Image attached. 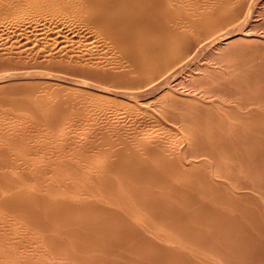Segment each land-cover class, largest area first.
I'll use <instances>...</instances> for the list:
<instances>
[{
	"label": "bare ground",
	"instance_id": "1",
	"mask_svg": "<svg viewBox=\"0 0 264 264\" xmlns=\"http://www.w3.org/2000/svg\"><path fill=\"white\" fill-rule=\"evenodd\" d=\"M25 1H28L37 7H51L57 5L60 7L59 9L61 11L65 10L66 12L74 14L73 17H76V19L78 18L80 21L93 23L95 27L98 28L102 36L105 37V40H108L107 44L110 43V45H112V47L111 46L110 47L112 49L115 48L117 52H119V55H117L118 53L114 54L112 52L114 55H117V57L119 56L118 58L116 56H115L116 58L109 56L113 60L111 59L108 60H111L113 63L114 61H116L115 59H119L117 62L120 64L123 61L124 62L123 64L126 66H123L122 64L123 67L122 66L120 67H122L123 69H120L119 67L120 70H117L118 68L116 70H114L113 68L112 70L110 64L109 68H111V70L110 69L106 70L105 68L97 69L95 67L97 70L93 68L94 70L91 69L92 72L95 73L97 78L102 79L108 83L115 84L117 85V87L125 86L127 88L144 89L142 91H137L136 93H131V94H128L126 92H118L116 94V92H114L113 90V92L117 96L123 98V100L124 98L129 99V96L136 98V100L139 99L140 101L142 99L143 105L146 104L144 103V100L151 98V94L153 93L156 94L155 92L157 91L158 94L161 93V96H159L161 99L170 98L171 100L170 101L168 100L169 103L171 101L179 102L181 99H183L184 102V100L188 96H185L186 95L185 94L184 95L185 98H181V99L178 98L179 100L177 101L176 99L177 91L175 90L176 93L174 96L173 90L176 88L179 89L178 86L181 87L185 86L186 83L184 82V78L189 77L190 80H193V82H195L197 78H202L206 76L209 69V65H208L209 61L206 62L207 60H209L208 59L209 56L207 57V55L209 54L208 51L212 49L213 53L214 51H216V53L217 51L223 53L221 51L222 48H224L225 41H228L227 43L229 45V43H232L234 39H236V37L242 35H244V37L245 36L247 37L250 36L251 33V31L249 30L246 31L245 25L243 28L233 27L234 25H232V22H234V20L237 17H239L240 14L242 17L243 15L242 13H244L243 12L244 7L242 6L243 11L236 9L237 7L239 8V6L232 8L228 7L229 9H227L226 7L228 6L227 0H226L227 5L226 4H222L221 6L217 5L215 7L216 10H214V8L213 9L205 8L206 9L205 11L201 10L202 11L201 13L198 12L199 15L197 14L194 15L196 17L186 15V12L188 11L185 12L184 7L182 5V1L184 0H25ZM228 1L230 5L233 4L235 5L236 3L233 2L231 4L232 1L230 0ZM192 3L194 4V2ZM257 5L260 7H258V10L256 12L257 13L262 12L264 10V0H257ZM209 7L210 6H208V8ZM253 12L255 11L253 10ZM253 12L251 10L248 12L246 21H248V18L250 16H252L251 13ZM257 15L259 16V14ZM229 27H231L232 29L231 28L229 29ZM41 31L43 30L41 29ZM43 33L44 32H42L41 34ZM254 35L256 36V33ZM62 39H64V37ZM205 40H210V41H208L207 43L203 42ZM253 40H254L253 42H255L256 38ZM237 41L239 42V40ZM259 41L261 42L262 40ZM257 45H260V43ZM261 46H264V43H262ZM254 49L255 48H253L250 53H252ZM256 49L258 50L259 46L258 47L256 46ZM262 50L264 51V49ZM114 52L116 53V51ZM205 53H207V55L204 56ZM213 53L212 55H214ZM217 54H219V52ZM236 54L233 53V55ZM238 54L236 55L237 58L235 57L237 62L239 61L238 57L240 55ZM252 54H250L249 56L252 59H255L253 60V62H256L257 60L256 58H254L255 54H253V56ZM262 55L264 54L262 53ZM240 56H242L243 58V54ZM103 58L104 56H102V59ZM102 59L101 62L104 59L107 60V58H104L103 60ZM212 59H214V57ZM262 59L264 62V56ZM241 61L243 60L241 59L240 62H238V66H236L235 69H234L235 66L232 67L233 62H232V66H230L231 64L228 65L229 68L232 67L234 69L233 72H232L233 69L230 68L231 71L229 70L230 71L229 74H231V77H229L230 75L228 73L226 74V70L224 71V69L227 68V66L224 65L226 67H223V73L225 72L226 76L229 77V79L227 78L228 80L226 79L227 82L231 80L229 83H231L230 85L234 86L232 90L229 89L230 92L223 91V93L228 92L227 94L224 93V97L226 96L225 97L226 99L220 97L216 99V97L214 96L219 94L214 95V93L212 94L207 91H203V92L199 91L200 98H202L204 101L201 100L198 101L197 98L199 94L196 92L197 89L196 90L194 89V93L192 92L194 96L193 95L192 96L193 98H195L194 101L197 100L196 102L193 101L192 103L189 102L191 104L188 103L182 104L183 102L180 101L181 105L188 104L187 107L190 106L188 111L184 109V107L186 108V106H182L183 107L182 108L181 106H179L180 104L178 106L176 105L177 111H178V107H181L185 112L184 115L183 113H181L184 117H181L180 121L176 119V122L178 121L177 122L178 124L180 122L179 125L181 126L180 127L181 129L187 131L185 129H187L188 127V131L185 132V134L183 133L184 136H182L184 137L183 138L184 140L183 139L181 141L179 140L180 142H177L178 144H176V142H173V140L168 138L166 139L164 138L163 135L162 136L160 135L161 138L163 137L164 139L163 138L160 139L162 140V144L161 146H159L161 143L158 140L159 137L157 138V140H154V142L157 141L160 143L159 144L157 143L158 145H156V142L153 144L151 143L153 138L151 139L148 136L151 139V141L149 142L150 139L148 140V138L145 137V135L147 134L143 133V131L145 130L143 129L141 130L142 131L141 134L139 133L141 136L137 133L138 131L136 132L139 135V137L135 138L139 144L138 146L136 145L137 147H134V145L137 144L135 139L134 141L136 143L134 142L135 143L134 145L133 144L129 145L130 141H125L126 137L124 136H123L124 139L123 137H120L123 140L121 139V141L120 140L119 141L120 142L123 141L125 144L121 143L120 146H122V144L123 146L117 147L115 143L117 141L114 142V140L119 139L118 136L120 134L117 135L118 138L116 137L115 139L109 137L110 136L109 133L104 134L100 131H99L100 133L96 132L97 134L95 135L102 133L104 135H108L109 137L107 138L106 136V138L104 139L106 140L113 139V140H110L111 144L109 143V147H108L109 149L105 147L107 149L106 154L102 153L105 151V149L102 150L101 153L98 152L104 155L100 156V154L99 155L97 154V157L99 158L103 157V159H107L109 164H107L108 163L107 162L105 163V166H102V164L100 166L98 164L99 158H96V156L94 157L95 159L93 157H90L91 155L89 156V152L87 151L89 148L87 147L88 149L85 150L87 151L86 153H88L87 156L88 158L89 157L92 158V160H90L91 163H87L89 164V166L88 165L87 166L88 168L90 167L91 170L90 172H87L88 170L86 171V168L84 167V165L86 164L84 160L86 159L82 161L83 154L85 152L82 150H84L86 147L84 148L83 146V149L82 150L80 149V151H82L83 153L78 152L79 151L78 148L80 146L78 148H76L77 146H75L72 149H67L70 147L67 146L68 142L71 139H73V137L71 139L69 138L70 139L69 141L64 140L65 142H67L66 145L67 147L64 146L65 144L63 145L64 147H62V143L60 142L56 143L58 147L56 145L54 146L55 141H59L58 138L59 139L63 138L60 129L56 131V127L64 128V126H66L65 125L66 123H63L64 121H61L59 119L67 118V117L66 116L62 118L59 117L65 111H66L65 113H67V111L70 110V108L68 107V103H67V107H65L67 109H64L63 108L64 106H61L60 103L57 104V102L60 101V99L62 101V104L65 101H67L68 97L70 98V94H69L70 92L66 95L67 98L66 100L65 98L62 99L63 97L61 98L59 97L60 99H58L57 101V99L56 100L53 99L57 97L53 96L51 98L52 95L50 97L47 96L48 98L45 97L48 99V100L45 99L47 101H49L50 98L52 99V101L55 100L56 104L55 103L52 104L51 103L52 101L51 102L49 101L50 103L49 102L47 103L43 99V97L41 100L38 99L41 96L36 95V93H34L35 95L32 96L33 97L38 96V98L36 97L30 98V100L28 99L27 101L24 102L19 100L13 101V97H12L11 100L13 102H11V104H13V107L15 106L17 110H22V108H25L26 106H28V108L31 109L30 111H25V112L23 111L24 113L22 112L24 119L27 118L29 122L30 120H33V122H36L37 125L40 124L39 121L45 119L48 121V124L49 122L50 123L52 122L50 127L47 128V129L51 128L52 131L51 129L49 131L45 129L47 125L46 122L44 123L43 120V124L41 123L42 128L44 129L43 133L47 131L48 132L47 134H49V132L50 131L51 132L49 134V137L48 135L46 137L48 140L46 138H45L46 140L45 139L43 140L42 137L43 142H40L41 140L37 142L38 139L37 137H35L33 133L28 132L29 135L24 134V128H25L24 126L27 123L25 122V120L24 123H22L23 122L22 121L20 123L15 122L8 126L0 125V264H51L49 260H53L52 264H233L235 261L237 262L239 259L241 260V257L243 258L244 261L245 259L244 257L247 256L246 254L247 250L253 251V249L248 247V249H246V252H244L246 256L243 257L244 255V254L242 255L243 252L240 253L236 249L239 247L238 250L244 251V248L243 250L241 249L243 247L242 246L243 243L238 245L236 242H234L235 237H232V235L235 234V233L232 234L234 232L233 230H236L237 232L238 229L240 228V227L239 228L236 227L237 229L234 228L232 230V227L234 224L238 225L239 223L240 225L242 223L239 222L240 219L238 217H240L243 212L240 213L239 211L241 210H237L239 208H237L234 205V207H236L235 213L238 211L240 213V216L234 217L236 216L235 214H233L234 215L233 217L231 216L232 215L231 212L233 213L234 207L233 209L226 208V202H229L226 200V197H229V194L232 193L235 194V192L232 193L229 192V194L228 193L226 194L228 196L224 195L225 196L224 197L223 195H221L222 196L221 197L220 195H218L220 193L217 192V190L219 191V189L217 188L218 185L220 186V183L219 182L216 183L214 180V179H218V180L224 179V181L227 180L228 183L230 182L231 184H233V187L232 185L230 187L235 189L234 184L236 183L237 185L240 182L241 177L246 178L247 174L249 175L250 172L249 170H253L254 172L256 166L260 164V163H258L257 165L255 164L257 163L254 162L256 158L258 159L261 158L260 159L261 161L258 160V162H261V164L257 166V169H259V167L264 164L263 163L264 161L262 162V160L264 159L263 157L264 155V79L262 77L264 75L261 76V74L264 73V71L260 73L262 70L258 69L259 65L256 66L257 64L250 65L248 62L247 63L242 62L243 65H241ZM101 62L100 63L96 62L97 63L96 65L101 64ZM109 62L110 61H108V63ZM118 63L116 64L115 62L114 66L115 64L118 65ZM257 63L260 64L258 61ZM114 66L112 64V67ZM218 66L221 67L220 65L217 64V67ZM218 69L219 68H217L216 70ZM213 70L212 72H215ZM220 71L222 72L221 69ZM212 74L210 76H212ZM213 75H215V73ZM221 76L223 77V74H221ZM219 77L216 78L219 79ZM189 78L187 80H189ZM60 81L58 80L54 82H60ZM200 81H202V79H200ZM218 82L220 81L218 80ZM221 82H223V80H221ZM55 85L57 84L55 83ZM83 86L87 87V85L85 84H83ZM81 89H79L80 92ZM109 91H110L109 93L107 92L108 94L113 93L111 92L112 90ZM180 91H182L181 95H183L184 90L180 89ZM180 91L178 90V92ZM101 92L104 93L106 91L101 90ZM98 93H100V90ZM78 94H76L77 97ZM85 95H86V90H85ZM71 96L73 97L74 95L71 94ZM161 99L158 98L156 101L158 102ZM8 100L10 101V99ZM70 100L71 99H69V101ZM72 101L74 102L73 99ZM165 101L162 102H165L166 105H168L167 100ZM153 102L154 104L156 103L155 99L152 101V103ZM65 103L63 105H66ZM150 104L151 103H149V106ZM174 104L173 105L170 104L172 106H170L171 108L170 107L169 108L172 109V107H175ZM159 106L161 109H163V107L165 108V106L163 105H159ZM139 107L138 109L137 108L136 109L139 110ZM141 107L145 108L146 106L144 105ZM141 107L140 110H142ZM134 109H135V105H134ZM166 109L164 110L167 112ZM170 109L168 110L169 114L163 110L164 111L163 112L164 116H162L164 117L163 119L169 120L168 115H170L171 112ZM148 110L146 109L145 111L147 112ZM131 112L137 113L138 111L135 110ZM65 113L62 115H65ZM126 113L132 114L130 112H126ZM143 115L144 114H141V117ZM152 115L150 114L148 116L152 117ZM88 116L86 117L87 119ZM174 116L175 115L173 114V116L171 115L170 116L171 118L170 117L169 118L170 119L180 118V117H176L177 115L175 117ZM90 117L89 120L92 119ZM86 118L83 120H86ZM138 118L140 122H142L141 120H144V119H140V117ZM117 119L116 120L114 119L115 122L120 121ZM156 119L153 121H156ZM89 120L83 121L86 122L84 123L85 126L87 122H90ZM138 120L137 122H135L136 120L134 122L138 123ZM147 120L150 119L147 118ZM173 120H174L173 122L174 124L175 119ZM151 122L149 124H151ZM168 122L172 124L171 120H169ZM30 123L27 124H29L30 126L31 125ZM36 123L35 124L33 123V125H36ZM98 123L97 124L94 123V125H98ZM117 123L119 124V122H116V125H118ZM162 123L163 121L161 122V124ZM23 124L25 125L23 126ZM44 124L46 125L45 128L43 127ZM92 124L93 123L91 122V125ZM161 124L159 125L158 123L159 126H161ZM167 125L164 124V126ZM22 126L24 127L23 129L21 128ZM36 126L35 128L31 126V128H34L35 130L32 131L33 130L32 129L31 130L32 132H36ZM141 126L142 124L139 125V129H138L139 132ZM93 127L91 128V130H93ZM98 127L100 126H97V128ZM136 127H138L137 124ZM26 128L28 129V125L26 126ZM84 128L85 127L83 125L82 129ZM97 128L94 129L97 130ZM170 128L173 127L170 126ZM88 129L90 130V128ZM113 129L111 128V130ZM105 131L108 132V130ZM159 131H161V129ZM165 131L163 132L164 135H165ZM86 132L88 131L84 130L85 134ZM122 132H124L123 127H122ZM122 132H120L121 135H125L122 134ZM136 133L134 135H137ZM75 134L76 136L80 135L78 133ZM154 134L155 135L150 134L151 137L152 136L157 137L156 133ZM95 135L93 137H95ZM59 136L62 138H60ZM66 136L64 134V138ZM69 136L71 137V135ZM111 136H113L112 133ZM84 137H83V141H85L86 144H89L87 143V141L90 139V137H88V140L87 139L84 140ZM170 137L171 136H169V138ZM38 138L40 139L41 137ZM67 138L68 137H66L65 139ZM101 138L102 137H100L99 140ZM129 138L127 136V140H129ZM102 140L103 139H101V142ZM62 141L63 140H61V142ZM72 141L74 142V140ZM107 141L109 142V140ZM126 142L129 144H127ZM98 144L96 143L94 145L92 143L93 147L90 146L91 144L88 146H90L94 150V147H96ZM48 145L50 146L49 149L51 151L53 150L52 152L58 155L54 157L52 155V157L51 158L49 157V159L42 157L45 156L44 155L45 153L42 156L40 154L48 150L47 149ZM97 148H95V150ZM101 148L103 149L104 147L102 146ZM98 150L99 149H97V151ZM49 153L48 155L51 156ZM40 156L45 160L48 159L46 160V162L49 161L52 163L55 160V162L57 163L55 162L54 163L56 165L58 164V167L60 166V168H58L55 165L56 169L54 170L56 171L57 168L59 169V172L58 170L56 171V173L58 172L57 174L54 171H52V168L54 167H52L51 169L48 167L50 169L49 171H52L53 175H56L53 177L59 176V181L62 180L61 182L64 183L62 185V183L60 182L61 183L60 186H62L61 188L59 185L56 184L57 186H59L60 189L59 191L56 190L57 193H52L50 191L47 192L49 190L48 189L49 186L47 187L48 190L43 188L45 186L42 187V189H44L45 191L38 188L37 190L35 186L27 182L29 179L32 178L29 175L34 174L35 171L38 172L37 169L39 168L40 170H43L41 169V167L38 166L39 162H41ZM260 156H262L263 159ZM85 157L86 156H84V158ZM79 160L81 162H84L81 163V165L82 164L84 165L81 166L78 163ZM73 161H76L77 167L75 164H73ZM101 163L103 162L101 161ZM96 164L97 167H95L96 168L95 170L97 171H94L93 167L96 166ZM207 164H208V168L212 166L213 169L209 168L208 170L206 168L207 166H205ZM252 164L255 167V169H253V166H251ZM41 165L45 166V164H41ZM37 166L39 168H37ZM262 167H264V165ZM47 169L45 171H41V173L46 172L47 174L48 171ZM257 169L255 171L258 172L259 174L255 173L254 175L252 172H250V175L251 176L254 175V178H251L250 175L249 178L251 180L254 179L256 181V184L261 179L260 182L257 185H255V183L252 181L251 183L252 186L249 183L250 184L249 186H251L252 188L247 186V189L249 187L248 191L250 189L252 191L256 190L255 193H259L257 189L259 190V188H262L264 186V181L262 179L263 177L262 174L264 173L260 174V172H264L263 170L264 168H260L262 169L259 170L260 172ZM37 175L39 174L37 173ZM27 176L30 178L28 179ZM41 176L38 177L35 176L36 178L33 179H38ZM46 176L44 177L48 178V176L47 177ZM199 177H201L202 179ZM256 177L258 178V181ZM249 178L248 179L246 178L248 180L247 182L251 181ZM33 179L32 182L34 181ZM246 179H244V181H246ZM44 180H48V179H44ZM199 180H201L202 182ZM244 181L241 180L240 182L241 187L239 186V184L236 186L238 187L239 190L240 189L245 190L246 186L243 185L244 184L247 185L248 183L246 184V182L244 183ZM55 183H53L52 185H54ZM206 183L207 185L208 184L209 185L206 186ZM216 184L218 185L216 186ZM259 184L261 185V187H259L260 186ZM222 186L224 187L225 183H223ZM222 189H220V191H222L223 194H225L224 191L229 188L227 186V188L224 189V191ZM41 190L43 192H46L47 194H41L42 192ZM195 190L199 192L198 196L196 195V193L198 192L191 194ZM228 191L229 190H227V192ZM215 192H217L216 193L217 195H215ZM240 192L238 191L239 193L238 195L241 194ZM255 193H253L252 196H249L250 194L247 195L250 198L252 197L253 199L254 197L253 195ZM261 194L259 196H261L262 204L258 206L256 205L257 208H259V206L260 208H262L261 206L264 205L263 204L264 199ZM235 195L237 196V194ZM212 196H214L213 198H215L216 196V199L212 200ZM207 197L211 198V200H208ZM219 197H221L220 198L221 201L223 197L226 200V202H224V199L222 201L223 204L225 203L224 209L227 211L231 210L230 213L229 212L228 214L226 213L227 216L230 214L229 219L228 217H226V214L224 213L226 211H224L222 207L221 208L223 209V211L222 209L220 211L221 213H223V215L220 213V211H218L219 209L217 205L219 203L217 204L216 202L218 201L220 202V200L218 201L216 200L219 199ZM234 198L236 197L234 196ZM240 198L241 195L239 199ZM254 200L258 201L256 200V197ZM213 201H216L215 203L217 205L213 206L214 205ZM231 203L233 204V202H230L229 204ZM220 205H218L219 208ZM253 206H254L253 208H255V205ZM228 207L232 208V205L231 206L228 205ZM213 208L216 210H214ZM247 209L246 211L248 213H251L249 211H252V208L251 210L250 208L249 210ZM255 210L258 211L259 209L255 208ZM263 210L264 209L262 208L261 211L264 212ZM238 212L236 214H239ZM251 214H253V212ZM259 215H257V217L259 216L260 218L262 214ZM246 216L247 218H249L248 215L245 214L244 217ZM252 217L250 216V218L255 219V221L259 219V218L256 219V217L255 218ZM243 219L241 221H243ZM218 220L219 223L220 221L221 222L226 221L225 224L227 225L230 224L231 226L230 229L232 230V233H230L231 232L230 229L223 228L224 230H222V236H223V231L226 233V230L227 231L230 230L229 233L231 234V237H229L230 236L229 233L228 234L226 233L229 238H226L227 236L224 235L226 236L225 237L226 239L224 238L227 241L226 244H224L226 241L225 240H224L225 242L223 241L222 236H219V238L217 237L218 238L217 239L216 238L217 235L215 233L213 234L211 233L212 231H215L219 235L220 232H217L216 230H218L217 229L218 226H219V230H221L223 226L221 223H220L221 226L218 223H216V221ZM259 220L258 222H260ZM243 224H241V227ZM253 224L254 222L253 223L251 222L252 227L249 224L251 229L254 226L252 231H254L255 229V225ZM260 227H261L260 225L258 227L256 226V228L258 229ZM20 229H22L23 231L21 230L22 231L21 232ZM25 231L27 234L25 233ZM242 231L245 232L247 235H245V233L243 234ZM242 231L240 232L239 235H241L242 233L245 237L249 236V238L250 236H253V233H255V231L253 233L249 231L250 232L249 235L248 229L247 231L246 230H242ZM263 231H260L259 229L260 232L258 233L259 237L262 234L264 236ZM167 233H170V237L166 236L168 235ZM188 235H190V237H188ZM214 235H216L215 236V240L217 239L216 242L219 241V239H221L224 242L223 243L224 246H228V243L229 245L232 244L231 245L232 247L230 246L229 247L236 249L235 253L236 252L240 253L241 255L240 258L235 257V255L237 254L235 253H234L235 255L232 254L233 252L232 249L231 252L229 253L233 255L237 260H235L233 256H230L227 252L230 251L229 247H228L229 250H227L228 249L227 247L226 248L224 247L227 250L226 252L224 248L222 250V247L220 251L218 247H220L221 245L223 246V244L221 243H219L218 247H216V243H213L214 245L209 243V246L210 244L211 246L210 247L207 246L208 244L206 245V243L209 242V240L210 241L213 240ZM243 235H241L242 241L245 239ZM186 236L190 239V241L187 240L188 238L186 239ZM235 236L237 237L235 239H239L238 234ZM230 238L233 239L234 240L233 242L236 244L232 243L231 240H230L231 243L228 242ZM263 238L261 239L259 238V239L262 240ZM200 239H202L203 243L206 242L204 244L202 243L204 246L201 245V243H199L201 241ZM157 240L160 242V244H158L159 242ZM221 240L219 242H222ZM246 240H244V242ZM248 241L251 245H254L253 243L256 244L257 242L256 238L254 239V241L256 242H253V239L251 240V242L250 240ZM248 241L246 243H248ZM263 241L264 240H262L261 242L263 243ZM257 244L255 247H258ZM235 245L238 246L235 248L234 247ZM243 245L246 246L247 244L246 245L243 244ZM240 246L242 247L240 248ZM251 247L255 248L253 246ZM260 247H262V245H260ZM255 252L256 251H254L253 253ZM262 255L263 254H261V257L263 258H261V261L264 260V256ZM45 257H47L49 263L46 262V260H43V258ZM230 257L234 258L233 262H231ZM247 258L248 259L246 261L250 260L249 256ZM253 258L254 256L251 257L252 259L251 264L254 263ZM257 260L258 262H261L258 258ZM240 262H242V260L238 261L237 263L239 264ZM244 263L248 264L246 262ZM262 263H264V261Z\"/></svg>",
	"mask_w": 264,
	"mask_h": 264
},
{
	"label": "rangeland",
	"instance_id": "2",
	"mask_svg": "<svg viewBox=\"0 0 264 264\" xmlns=\"http://www.w3.org/2000/svg\"><path fill=\"white\" fill-rule=\"evenodd\" d=\"M219 1H221V2H219ZM224 1V2H223ZM230 1H232L231 2V4L234 2H236L235 3V5L233 4V5H230L229 4V1L227 0V4H228V6H226L227 4H226V0H218V1H216V0H192V1H189V0H184V1H182V5H183V7H184V10H185V12L186 11H188V12H186V15H189V16H193V17H196V16H194V15H199V13H201L202 11L201 10H203V11H205L206 9H213L214 8V10H216V6L218 5V6H221L222 4H226L225 6L227 7V9H229V8H232V7H237V6H239V8L237 7L236 9L237 10H242L243 11V7H244V13H242L243 15H242V17H241V14H240V16L239 17H237L235 20H234V22H232V25H234L233 27H235V28H240V27H244V25H245V29H246V31H251V33H250V36H245L244 37V35H242V36H238V37H236V39H234V43L232 42V43H229V45L230 44H232V45H228V41H225L224 43H225V45H224V48H222V51L221 52H223V53H220V51H217V53L219 52V54H217L216 53V51H214V53H213V51H212V49L211 50H209L208 51V53L209 54H211V55H207V53H205L204 54V56L205 55H207V57L209 56V60H205L206 62H208L209 64V69H208V75L206 74V76L205 77H202V78H197V80L195 81V82H193V80H190V78L189 77H187V78H184V82L186 83L185 84V86H178L179 87V89L178 88H176V89H174L173 90V92H174V96H175V93H176V91H177V95H176V99H177V101L179 100L178 98H185V96H188V97H186V99L184 100V102H183V99H181L180 101L181 102H183L182 104H184V103H188V104H191L193 101H194V99L195 98H193V96H194V89L196 90H198V88H199V90L197 91L196 90V92L199 94V91L200 92H203V91H207V92H210V93H214V95L215 94H219V95H215L214 97H216V99L217 98H225L224 97V93H226V92H224L223 93V91H228V92H230L229 91V89H231L232 90V88L234 87L233 85H230L231 83H229L230 81H228L227 82V80L229 79V77H231V74H229L230 73V71H231V69H233L232 67H234V69L236 68V66H238V62H240V60L242 59L243 61H241V65H243V63H249L250 65H256V66H258L259 65V67H258V69H261L262 71L260 72V73H262L263 71H264V62H263V56L264 55H262V53L264 54V51L262 50V49H264V46H261V44L262 43H264V10L262 11V12H260V13H257L256 11L258 10V7H260V6H258L257 5V0H230ZM254 1H255V4H254ZM192 2H194V4L192 3ZM195 2H198V3H195ZM252 5H253V7H252ZM257 5V6H256ZM208 6H210L209 8H208ZM231 6V7H230ZM243 6V7H242ZM229 7V8H228ZM60 7L59 6H57V5H54V6H51V7H37V6H35L34 4H32V3H30V2H28V1H25V0H0V78H2V79H0V125L2 126V125H6V126H8V125H11V124H13V123H15V122H22V123H24V120H25V122H27V123H30L31 125L29 126V124H27L26 123V125L25 124H23V126L26 128V126L28 125V129L26 130L23 126L21 127L22 129L24 128V134L26 135H29V133L31 132V133H33L34 135H35V137H37V142L38 141H40V142H43V140L47 137V135H48V137H49V134H50V132L52 131V129H51V131L49 132V134H47L48 132L47 131H49L50 129H47L48 127H50V125L52 124V122L50 123L49 122V124H48V121L47 120H45V119H42L41 121H39L40 122V124H38L37 125V123L36 122H33V120H30V122L28 121V119L27 118H23V115H22V112L24 111H30L31 109L30 108H28V106H26L25 108H22V110H17L16 108H15V106L13 107V104H11V102H13L14 100H19V101H22V102H24V101H27L28 99L30 100V98H35L36 96H32V95H35L34 93H36V95H38V96H41V97H39L38 98V96L36 97V98H38V99H42V97H43V99L45 100V99H47L48 97H50L51 95V98L54 96V97H57V98H53V99H57V101H58V99H60L61 97H63L62 99H64L65 98V100L67 99L66 98V95L69 93L70 94V98L68 97V99H67V101H65V100H63V101H65L64 103L66 104V105H63L62 104V101H61V99H60V101H58L57 102V104H61V106H64L63 108L64 109H67V108H65V107H67V103H68V107L70 108V110L69 111H67V113H65V115H62V114H64V113H62L61 115H60V117L59 118H62V117H67V118H62V119H59V120H61V121H64L63 123H66L65 125L66 126H64V128L62 127H56V131H58L59 129H60V132H61V134L63 135H60V136H62V137H60V138H62V139H59L58 138V140L59 141H55V144H54V146L56 145V143L57 142H60V143H62V147H64V146H66L67 145V142H65V141H69L72 137H73V139H71L69 142H68V145L67 146H70L69 148H67V149H72V148H74L75 146H77L76 148H78L79 146V148H78V152H82V151H85V150H87L88 148L91 150V152H90V150L88 149L87 151L89 152V156L90 157H95L96 156V158H99V157H97V154L99 155L100 153H101V151L102 150H104L105 149V151L104 152H102V153H105L106 154V148H108L109 147V143L111 142L110 140H113V139H107V140H109V142L106 140V139H104V138H106V136H107V138H109V137H112V138H115L116 139V137H117V135H119L118 137H119V139H117V140H114V142L115 141H117V142H115L116 143V146L117 147H119L120 145H121V143H123V144H125L123 141L122 142H120L121 141V139L122 138H120V137H126L125 138V141H130L129 143H127V144H129V145H131V144H135L137 141H136V139L135 138H137V137H139V135L141 134V130H143V129H145L144 131H143V133L144 134H147V135H145V137L146 138H148V140L151 138H153L152 139V141H151V139L149 140V142L151 141V143H155L156 142V145H158L160 142V145L159 146H161V144H162V140H160V139H162L161 138V136L163 135L164 136V138H168V139H171V140H173V142H176V144H178L177 142H180L184 137H182V136H184L183 135V133L185 134V132H187L188 131V127H187V129H185V130H187V131H184V129H181L180 127V122H179V124L177 123L178 121H180L181 120V117H184L183 115H184V111H183V107L182 106H186V108L184 107V109H186V111H188L189 110V107H187V105L188 104H185V105H181V103H180V101L179 102H175V101H171L170 103H169V101L171 100L170 98H168V99H161L159 96H161V93L160 94H158V91L157 92H155L156 94H157V96H156V94H151V98H148V99H145L144 100V103H146V104H144L146 107L144 108V107H141V106H144L143 105V100L141 99V101L139 100V99H137L136 100V98H133V97H131V96H129V99H127V98H124V100H123V98H121L120 96H117L116 94L118 93V92H126V93H128V94H131V93H136L137 91H142V90H144V89H142V88H127V87H125V86H123V87H117V85H115V84H111V83H108V82H106V81H104V80H102V79H99V78H97L96 77V75H95V73H93L92 72V70L91 69H93V68H97V69H110L111 70V68H112V70H113V68H114V70H116L117 68V70H120V69H123L122 67L123 66H126V65H124L123 63V61L119 64L117 61L119 60V59H115L116 61H114L113 63H112V61L111 60H113V59H111L110 57H117V55H119V52H117V50L115 49H112L111 47H112V45H110V43L109 44H107V41L108 40H105V37L104 36H102V34L100 33V31L98 30V28H96L95 27V25L93 24V23H89V22H84V21H80L78 18V20L76 19V17H73V15L74 14H72V13H69V12H66L65 10L64 11H61L60 9H59ZM206 8V9H205ZM257 8V9H256ZM187 9V10H186ZM196 9V10H195ZM255 11V12H253V10ZM200 10V11H199ZM252 11L253 13H251V15L252 16H254V17H252V16H250L249 18H248V21H246L247 20V14H248V12L249 11ZM199 12V13H198ZM256 13V14H255ZM257 14H259V16L257 15ZM262 14V15H261ZM188 16V17H189ZM193 17H191V18H193ZM256 17V18H255ZM75 18V19H74ZM238 20V21H237ZM247 22V23H246ZM249 22V23H248ZM246 23V24H245ZM231 25V26H232ZM248 25V26H247ZM230 26V25H229ZM247 27V28H246ZM231 27H229V29H230ZM41 29L43 30V31H41ZM232 29V28H231ZM39 30V31H38ZM42 32H44L43 34H41ZM60 33V34H59ZM256 33V36L254 35ZM41 34V35H40ZM54 34H55V37H57V38H55L54 37ZM61 35V36H59V35ZM258 34H260V35H258ZM43 35V36H42ZM254 35V36H253ZM258 36V37H257ZM261 36V37H260ZM263 36V37H262ZM64 37V39H62ZM67 37V38H66ZM253 37V38H252ZM256 38V40H255V42H253L254 40L253 39H255ZM237 40H239V42L237 41ZM259 40H262L261 42L259 41ZM208 41H210V40H205V41H203V42H208ZM257 41H259V42H257ZM260 43V45H257V44H259ZM204 45V44H203ZM228 45V46H227ZM111 46V47H110ZM256 46L258 47L259 46V49L257 50L256 49ZM253 48H255L254 50H253V54H255V56H254V58H256V60L260 63V64H258L257 63V61L256 62H253V60H255V59H252L249 55L250 54H252V53H250L251 52V50L253 49ZM261 51V53H260V51ZM114 51H116V53L114 52ZM255 51V52H254ZM257 51V52H256ZM114 54H117V55H114ZM214 54V55H212V53ZM240 52V53H239ZM242 52H244V53H242ZM233 53L234 54H240V55H242L243 54V58H242V56H240L239 54V57H238V59H239V61L237 62L236 61V58H237V54L236 55H233ZM242 53V54H241ZM112 54H113V56H112ZM221 54V55H220ZM253 54H252V56H253ZM257 54V55H256ZM218 55H219V57H218ZM233 55V56H232ZM102 56H104V58H107V60H105L104 58V60L102 59ZM110 56V57H109ZM203 56V57H204ZM109 57V58H108ZM115 57V58H116ZM119 57V56H118ZM117 57V58H118ZM214 57V59H212ZM236 57V58H235ZM262 57V58H261ZM206 58V57H205ZM101 59L103 60L102 62H101ZM108 59H111V60H108ZM237 59V60H238ZM262 59V60H261ZM259 60H261V61H259ZM104 61H105V63H104ZM108 61H110L109 63H108ZM211 61V62H210ZM252 61V62H251ZM99 62H101V64H98V65H96L97 63ZM116 62V64L118 63V65H116L115 64V66H114V63ZM232 62H233V66H232ZM243 62V63H242ZM108 63V64H107ZM215 63V64H214ZM218 65H220L221 67H217V64ZM104 64H105V66H104ZM110 64H111V68H109L110 67ZM112 64H113V66L114 67H112ZM122 64H123V66H122ZM211 64V65H210ZM231 64V65H230ZM262 64V65H261ZM99 65H100V67H99ZM102 65V66H101ZM224 65H226L227 66V68H225L224 69V71L226 70V74L228 73L230 76L229 77H227L226 76V74H225V72L223 73V67H226V66H224ZM228 65H230V66H232V67H230L229 68V66ZM249 65V66H250ZM118 66V67H117ZM120 66H122V67H120ZM119 67H120V69H119ZM216 67V68H215ZM95 68V70H97ZM212 68V69H211ZM213 68H214V70H213ZM217 68H219L218 70H216ZM220 69L222 70V72L220 71ZM234 69L232 70V72L234 71ZM94 70V69H93ZM211 70V71H210ZM212 70L213 71H215V72H212ZM230 70V71H229ZM228 71V72H227ZM221 72V73H220ZM215 73V75H213V74ZM218 74V76H217V74ZM26 74H28V75H26ZM212 74V76H210ZM221 74H223V77L221 76ZM225 74V75H224ZM262 75H264V73H262L261 74V76ZM5 76H7V77H5ZM184 76V75H183ZM220 76V77H219ZM5 77V78H4ZM209 77H210V79H209ZM212 77V78H211ZM214 77H215V79H214ZM219 77V79H217V78ZM226 77V78H225ZM189 78V80H187ZM206 78V79H205ZM222 78H225V79H222ZM228 78V79H227ZM263 79H264V76L262 77ZM24 79V80H23ZM55 79V80H54ZM200 79H202V81H200ZM204 79V80H203ZM215 80V81H213V80ZM217 79V80H216ZM223 80V82H221V80ZM227 79V80H226ZM3 80V81H2ZM31 80V81H30ZM49 80V81H48ZM60 81V80H62V81H60V82H54V81ZM185 80H187V81H185ZM218 80L220 81V82H218ZM225 80V81H224ZM17 81V82H16ZM20 81H22V82H20ZM24 81H26V82H24ZM190 81V82H189ZM198 81V82H197ZM24 82V83H23ZM30 82V83H29ZM32 82V83H31ZM49 82H51V83H49ZM55 83L57 84V85H55ZM55 86H54V85ZM83 84H85V85H87V87H84L83 86ZM233 84V83H232ZM80 85H82V86H80ZM57 86V87H56ZM74 86V87H73ZM77 86V87H76ZM229 86H232V87H229ZM238 86V85H237ZM55 87V88H54ZM76 87V88H75ZM79 87H81V88H79ZM181 87V88H180ZM184 87V88H183ZM85 88V89H84ZM76 89H78V90H76ZM79 89H81V92H83V93H81L80 92V90ZM180 91V89L181 90H184L183 91V95H181V93H182V91H180V92H178V90ZM72 90V91H71ZM83 90V91H82ZM85 90H86V95H85ZM99 90H100V93H98L99 92ZM101 90H103V91H106V92H101ZM109 90H112L111 92H113V90H114V92H116V94L113 92L112 94H114V95H112L111 93V95L110 94H108L110 91ZM176 90V91H175ZM76 91V92H75ZM108 92V93H107ZM193 92V93H192ZM227 92V93H228ZM78 94V97H80V98H78L77 96H76V94ZM226 93V94H227ZM71 94L72 95H74L75 96V99H74V96L72 97L71 96ZM85 95V96H83V95ZM186 94V95H185ZM191 94V95H190ZM197 94V95H198ZM220 94H221V96H220ZM225 94V95H226ZM184 96V97H181V96ZM193 95V96H192ZM223 95V96H222ZM9 96V97H8ZM31 96V97H30ZM48 96V97H47ZM154 96V97H153ZM178 96V97H177ZM192 96V97H191ZM228 96V95H227ZM12 97H13V101L11 100L12 99ZM45 97H47V98H45ZM60 97V98H59ZM72 97V98H71ZM76 97H77V99H76ZM131 97V98H130ZM148 97H150V96H148ZM156 97V98H155ZM5 98H7V99H5ZM15 98V99H14ZM49 99V101L51 102L52 101V99ZM155 99V104H154V102L152 103V101ZM161 99V100H159L158 102L160 103H158L156 100L157 99ZM167 98V97H166ZM200 94L198 95V98H197V100L198 101H204L202 98H200ZM8 99H10V101L8 100ZM69 99H71L70 101H69ZM72 99L74 100V102L72 101ZM189 101H188V100ZM215 99V98H214ZM213 99V100H214ZM226 99V98H225ZM8 103V101H9V103L7 104L5 101ZM8 100V101H7ZM48 100V99H47ZM47 100H45L47 103L49 102V101H47ZM55 100H53L51 103L53 104V103H55ZM165 100H167V104L168 105H166V101ZM169 100V101H168ZM175 100V99H174ZM196 100V101H197ZM44 101V102H45ZM72 102V103H69V102ZM150 101V102H149ZM162 101H165V102H162ZM187 101V102H186ZM196 101H194V102H196ZM49 102V103H50ZM174 102H175V104H174ZM189 102H191V103H189ZM149 103H151L150 104V106H149ZM163 103V104H162ZM56 104V103H55ZM70 104H71V106H70ZM136 104H137V106L139 107H141L142 108V110H140V107H139V110H137L138 109V107L136 106ZM166 106H165V105ZM170 104H174L175 105V107H172V109H170L171 107L170 106H172V105H170ZM180 104V105H179ZM134 105H135V109H134ZM156 105V106H155ZM159 105H163V106H165V108L163 107V109H161L160 108V106ZM176 105L178 106H181V107H178V111H177V109H176ZM73 106V107H72ZM133 108H132V107ZM149 106V107H148ZM168 106V107H167ZM170 107V108H169ZM68 108V109H69ZM132 110H131V109ZM137 108V109H136ZM143 108H144V110H143ZM148 108H149V110H148ZM167 108V109H166ZM188 108V109H187ZM73 109V110H72ZM148 110L147 112L145 111V110ZM164 109H166L167 110V112L164 110ZM171 110V112H172V114H171V112H170V115H168L169 117L172 115L173 116V114L176 116V117H180L179 119L178 118H172V119H170L168 116V119L169 120H171V122H172V124H173V122H174V120L173 119H175V123L173 124V126H172V124L170 123V122H168L169 120H167V119H163L164 117H162V116H164L163 115V112L165 111L166 113H168V110ZM72 110V111H71ZM129 110V111H128ZM138 111L137 113L136 112H131V111ZM164 110V111H163ZM180 110V111H179ZM182 110V111H181ZM145 111V112H144ZM174 111H176V112H174ZM23 112V113H24ZM126 112H130V113H132V114H127ZM161 112V113H160ZM174 112V113H173ZM178 112H179V114H178ZM133 113H134V115H133ZM144 114L142 117H141V114ZM147 115H146V114ZM181 113H183V115L181 114ZM26 114V113H25ZM89 116H88V115ZM137 114H138V116H137ZM152 115V117H150V116H148V115ZM155 114V115H154ZM169 114V113H168ZM181 114V115H180ZM88 116V119L86 118L87 116ZM128 115V116H127ZM131 115V116H130ZM165 115H167V114H165ZM180 115V116H179ZM69 116V117H68ZM91 116V117H90ZM132 116H134V117H132ZM148 116V117H147ZM174 116V117H175ZM89 117L90 118H92L91 120H89ZM121 117V118H120ZM137 119H136V118ZM138 117H140V119H144V120H146V121H144V120H141L142 122H144V123H142V122H140L138 119ZM146 117V118H145ZM161 117V118H160ZM69 118V119H68ZM86 118V120H83V119H85ZM117 118H119V119H117ZM135 118V119H134ZM147 118L148 119H150V120H147ZM156 119V121H153V120H155ZM165 118H166V116H165ZM67 119V120H66ZM117 119V120H120V121H116V122H119V124L118 125H116V122H115V120ZM131 119V120H130ZM176 119L178 120L177 122H176ZM27 120V121H26ZM43 120H44V123L46 122V125L44 124V128H45V126H46V128L45 129H47V131L46 132H44L43 133V131H44V129L42 128V125H41V123L43 124ZM66 120V121H65ZM90 121V122H87V124L89 125H87L86 124V126H85V124L84 123H86V122H83V121ZM136 120V121H135ZM137 120H138V123H135V122H137ZM173 120V121H172ZM35 121V120H34ZM94 121V122H93ZM96 121V122H95ZM114 121V122H113ZM135 121V122H134ZM147 121H148V123H147ZM152 121V122H151ZM163 121V123L161 124V122ZM167 121V122H166ZM67 122H68V124H67ZM70 122V123H69ZM91 122L93 123L92 125H91ZM99 122V123H98ZM131 122V123H130ZM133 122V123H132ZM151 122V124H149ZM153 122H155V123H153ZM159 123V125L161 124V126H159L158 125V123ZM164 122H166V123H164ZM33 123L35 124L36 123V125L39 127H37L36 125H33ZM82 123V124H81ZM94 123H98V125H94ZM140 123V124H139ZM147 123V124H146ZM69 124H70V126H69ZM81 126H80V125ZM133 124V125H132ZM135 124V125H134ZM136 124H137V126L138 127H136ZM141 125L142 124V126L140 127V132H139V125ZM147 126H146V125ZM164 124L165 125H167L168 126V128H167V126H164ZM177 124V125H176ZM40 125H41V127H40ZM84 125V127L85 128H90V130L88 129H82V126ZM103 125V126H102ZM114 125H116V126H113ZM146 127H145V126ZM149 125H151V126H149ZM171 127H173V128H170V126ZM31 126L32 127H34L35 128V126H36V132H32V131H35L34 130V128H31ZM68 126V127H67ZM93 126H95V127H93ZM97 126H100V127H98L99 128V130H98V128H97ZM111 126V127H110ZM120 126V127H119ZM134 126V127H133ZM144 126V127H143ZM149 126V127H148ZM175 126H177V127H175ZM29 127H30V129H29ZM65 127H67V128H65ZM93 127V130H95V131H93V130H91V128ZM102 127V128H101ZM122 127H123V131L124 132H122ZM143 127V128H142ZM94 128H97V130L96 129H94ZM101 128V129H100ZM109 128V129H108ZM111 128L113 129V128H116V129H113V130H111ZM120 130H119V129ZM135 128V129H134ZM137 128V129H136ZM176 128V129H175ZM186 128V127H185ZM33 129V130H32ZM40 129H43V130H40ZM64 129V130H63ZM118 129V130H117ZM161 129V131H159ZM180 129V130H179ZM26 130V131H25ZM30 130V131H29ZM32 130V131H31ZM83 130V131H82ZM84 130L85 131H88V132H86V134L84 133ZM105 130H108V132L107 131H105ZM167 132H166V131ZM171 130V131H170ZM19 131H21V130H19ZM42 133H41V132ZM82 131V132H81ZM91 131H93V132H91ZM102 132V133H109V137H108V135H104V134H98L99 135V138L100 137H102L101 139H103L102 140V142H101V139L99 140V138H98V135H95V134H97L98 132ZM118 131V132H117ZM138 131V132H137ZM165 131V135H167V136H165L164 135V132ZM21 132H23V131H21ZM25 132H27V133H25ZM29 132V133H28ZM90 132H91V134H90ZM97 132V133H96ZM99 132V133H100ZM116 132V133H115ZM120 132H122V134H125V135H127L128 136V138H129V140H127V136H125V135H121V133ZM139 134H137V133ZM147 132V133H146ZM158 132V133H157ZM161 132V133H160ZM182 132V133H181ZM36 133V134H35ZM38 133H40V134H38ZM75 133H78V134H80V135H78V136H76V134ZM87 133H89V134H87ZM94 133V134H93ZM111 133L113 134V136H111ZM118 133V134H117ZM127 133V134H126ZM137 134V135H134V134ZM149 133V134H148ZM154 133H156V136L157 137H155V136H152L151 137V135H155ZM160 133V134H159ZM38 134V135H37ZM64 134H65V136L66 137H68L67 139H65L64 138ZM71 135V137L69 136V135ZM84 134V135H83ZM92 134H93V136L95 135V137H93L92 136ZM151 134V135H150ZM180 134H182V135H180ZM24 135V136H25ZM74 135V136H73ZM86 135V136H85ZM89 135V136H88ZM92 136V138H91V136ZM132 135H133V137H132ZM161 135V136H160ZM179 135H180V137H182V138H180L179 137ZM23 136V135H22ZM82 138H81V137ZM85 136V137H84ZM90 137V139L88 140V137ZM105 136V137H104ZM141 136V135H140ZM150 138H149V137ZM169 136H171L170 138H169ZM38 137H41L40 139L38 138ZM42 137H43V140H42ZM83 137H84V140L85 139H87L86 141H87V143H89V144H86L85 143V141H83ZM117 137V138H118ZM124 137H123V139H124ZM155 137V138H154ZM159 137V141L160 142H157V141H155L154 142V140H157V138ZM70 138V139H69ZM95 138V139H94ZM133 140H132V139ZM163 138V139H164ZM47 139V138H46ZM45 139V140H46ZM82 139V140H81ZM91 139H93V140H91ZM122 139V140H123ZM134 139H135V141H134ZM48 140V139H47ZM61 140H63L62 142H61ZM65 140V141H64ZM72 140H74V142L72 141ZM82 142V144H81V142ZM91 140V141H90ZM99 141V142H97V141ZM120 140V141H119ZM180 140V141H179ZM184 140V139H183ZM92 141H94V142H92ZM132 141V142H131ZM70 142H71V144H70ZM77 144H76V143ZM79 142H80V144H79ZM98 144V143H100V144H98L96 147H94V150H95V148H97V149H99L98 151H97V149L95 150V152H94V150H93V148H91V147H93L92 146V143L95 145L96 143ZM107 142H108V144H107ZM135 142V143H134ZM85 143V144H84ZM107 144V145H105V144ZM150 143V144H151ZM158 143V144H157ZM65 144V145H64ZM76 144V145H75ZM91 144V145H90ZM103 144V145H102ZM111 144V143H110ZM113 144V143H112ZM117 144H119V145H117ZM123 144H122V146H123ZM126 144V145H127ZM198 144V143H197ZM64 145V146H63ZM86 145V146H85ZM88 145H90V146H88ZM100 145V146H99ZM114 145V144H113ZM132 145V146H133ZM139 145L138 144V142H137V144H135L134 145V147H137V146ZM57 146V145H56ZM66 146V147H67ZM83 146H84V150H82L83 149ZM104 147L103 149L101 148V147ZM112 146V145H111ZM116 146H114V147H116ZM122 146H120V147H122ZM125 146V145H124ZM153 146H155V145H153ZM159 146H156V147H159ZM49 145H48V150H46L45 152H43L42 154H40L41 156L44 154L45 156H42V157H44V158H48L49 159V157L51 158L52 157V155H53V157L54 156H56V155H58V154H55V153H53L50 149H49ZM58 147V146H57ZM65 147V148H66ZM88 147V148H87ZM106 147V148H105ZM100 148H101V150H100ZM80 149L82 150V151H80ZM109 149V148H108ZM49 151H50V153H49ZM87 151H85L84 152V154H83V158H82V161L84 160V159H86V160H84L85 161V165L84 164H82V165H84V167L86 168V171L87 172H90L91 170H90V167L88 168V166H89V164H87V163H91L90 162V160H92V158H88V153H86ZM51 155V156H49L48 155V153ZM98 152H100V153H98ZM47 153V154H46ZM53 153V154H52ZM83 153V152H82ZM55 154V155H54ZM93 154H94V156H93ZM96 154V155H95ZM48 157H47V156ZM101 155H104V154H100V156ZM40 156V157H41ZM84 156H86L85 158H84ZM40 157H39V159H40ZM41 157V162H39V167H41V169H43V170H40V168L37 166V168H39V169H37L38 170V172H34V174H36V175H34V174H32V175H29V176H31L32 178L31 179H29L30 177H28V183L29 184H32L33 186H35L36 187V189L38 188V189H42V187L43 186H45V187H43V188H45L46 190H48L47 192H52V193H57V191L56 190H60L59 189V186L61 185V183H62V185L64 184L63 182H61V181H59V176L58 177H53V176H56V175H53V172L52 171H54L55 173H56V171L58 170V172H59V169L58 168H60V166L58 167V164L56 165L55 163H57V162H55V160L51 163V162H46V160H48V159H44V158H42ZM260 157H262V156H260ZM263 157H264V155H263ZM263 157H262V159H263ZM101 158V157H100ZM99 158V160H98V164L101 166V164H102V166H105V163H107L108 161H107V159H103V157L100 159ZM95 159V158H94ZM257 159V160H256ZM255 159V161L254 162H257V163H255L256 165L258 164V163H260L261 164V162H258V160H260L261 158H256ZM44 160H45V162H44ZM89 160V161H88ZM44 163H43V162ZM77 161V160H76ZM76 161H73V164H77L76 163ZM86 161H88V162H86ZM96 161H97V159H96ZM101 161L104 163H101ZM106 161V162H105ZM261 161V160H260ZM264 161V159L262 160V162ZM55 162V163H54ZM45 164V166L44 165H41V164ZM46 163H48V164H46ZM80 165H81V163H84V162H81L80 160H79V162H78ZM264 163V162H263ZM107 164H109V162L107 163ZM106 164V165H107ZM208 164H210V163H208ZM208 164L207 165H205V166H207L206 168L209 170V168L210 169H213V167L211 166V165H209V166H211V167H209L208 168ZM254 164V163H253ZM253 164L251 165V166H253ZM260 164H258L257 166H259ZM52 165V166H51ZM55 165L58 167L57 168V170L55 171L54 169H56V167H55ZM81 165V166H82ZM88 165V166H87ZM92 165V164H91ZM98 165V166H99ZM264 165V164H263ZM263 165H261L260 167H259V169H257V166H256V169L259 171V170H262V169H260V168H264V167H262ZM51 166V167H50ZM87 166V167H86ZM93 166V165H92ZM91 166V167H92ZM250 166V167H251ZM51 169L52 167H54V168H52V171H49L50 169ZM76 167H77V165H76ZM95 167H97V164H96V166H94L93 167V169H94V171H97V170H95L96 168ZM48 168V169H47ZM48 170L47 171V174H46V172H42L41 173V171H45V170ZM98 169V168H97ZM248 169V168H247ZM251 169V168H250ZM253 169H255V167L253 166ZM255 169V170H256ZM254 170V172H253V170H249L250 172H252L254 175H255V173H258V172H256ZM264 170V169H263ZM57 172V173H58ZM60 172H61V170H60ZM250 172H249V175H250ZM260 172V171H259ZM37 173L39 174V175H37ZM45 173V174H44ZM52 173V174H51ZM56 173V174H57ZM262 173H264V172H260V174H262ZM259 174V173H258ZM257 174V175H258ZM44 175V176H48V178H45L44 176V178L42 177V176ZM49 175H51V176H49ZM249 175L247 174V179L249 178ZM254 175H250V177L251 178H254ZM256 175V176H257ZM263 175V177H264V174H262ZM38 177V176H41V177H39L38 179H33V178H36V177ZM46 176V177H47ZM259 176V175H258ZM244 177V176H243ZM260 177H262V176H260ZM262 177V179H263V181H264V178ZM41 178V179H40ZM43 178V179H42ZM50 178V179H49ZM55 180H54V179ZM57 178V179H56ZM199 178H201V177H199ZM246 178H240L242 181H244V179H246ZM32 179L35 181H33L32 182ZM44 179H48V180H44ZM202 179V178H201ZM246 179V181H244V183L246 182V184L247 185H245L244 183V185L243 186H246L245 187V190L243 191V190H241V192H240V190L238 189V187H236L238 184H239V186H240V182H241V180H240V182L236 185V183L234 184V187H235V189H233L232 187H233V184H231L230 182L228 183V181L227 180H225L224 181V179L222 180H218V179H214L215 180V182L216 183H220V186L218 185V184H216V186L218 185V188L217 189H219V191H220V189H222V188H224V189H226L227 188V186H228V188L229 189H226L225 191H224V189H222L224 192H225V194H223V192L222 191H218L217 190V192L218 193H220V194H218V195H225V196H228V195H226L227 193L229 194V192L230 193H232V192H235V194H237V196H239L240 197V195H241V198L239 199V197H237L235 194H229V197H226V200L227 201H229V202H226V200L224 199V197L222 198V201H223V199H224V202H226V208H230V209H233V207H234V205L237 207V208H239V209H237V210H241V211H239L240 213H242V215L240 216V213L239 214H236L235 213V208L236 207H234V210H233V213L231 212V210H229V211H227V210H225L224 208H225V203L223 204L222 203V201H221V197H219V199H217L216 201H218V200H220V202L218 201V202H216V201H213L214 203V205L213 206H215V205H217L218 203V205H220V203H221V205H220V208H219V206L217 205V207H218V211H220L222 208L224 209V211H226V212H224L225 214L227 213L228 214V212L230 213L231 212V216L233 217L234 215L233 214H235L236 216H234V217H238V216H240V217H238L240 220H239V222L241 223V224H243L242 225V227H241V224L239 225V223H238V225H236V224H234L235 225V227H234V225L233 224H231V225H233V227H232V230L235 228V229H237V228H239L241 231L242 230H246L247 231V229H248V232L250 231V232H254L255 231V233H253V236H250V238H249V236H244L243 234L245 233V232H243L242 231V233H241V235H243L244 237H245V239L244 240H246V239H248V240H250V242H251V240L253 239V242H258V240H259V242H258V244H257V242H256V244H257V246L258 247H255L256 246V244L255 243H253L254 245H251L250 243H249V241L248 240H246L245 242H244V240L242 241L241 239V235H239L240 234V230L238 229V231L236 232V230H233L234 232L232 233V230L230 229V224L229 225H227V224H225V222L226 221H223V222H221L220 221V223L222 224V229L221 230H219V226H218V230H216L217 232H220L221 233V235H220V233H219V235L215 232V231H212L211 233L213 234V233H215L216 235H214V238H213V240H209V242H204V243H206V245L207 246H209V243H211V244H213V243H216V247H218V245H219V243H221V244H223L226 240V238H229V237H231V234L230 233H232V234H234V235H232V237H235V238H237L235 235H237L238 234V238L239 239H235L234 238V240L233 239H227L228 240V242H230V240H231V242L232 243H234V242H236L238 245H240V244H247L246 246H244L243 244H242V246H240V248L243 250V248H244V251H240V250H238V248H236L237 246L235 245L234 247L237 249V251H239L240 253H242V255H243V257L244 256H246V254H247V256L246 257H244L245 259H244V261H243V258L241 257V260H242V262H240L239 264H241V263H243V264H245L244 262H246V263H248V264H251V261H252V259H251V257H253L254 256V258H253V260H254V263L256 262L257 264L259 263H261V264H264V263H262L264 260H262L261 261V258H263V257H261V254H263L262 256H264V253H262V252H264L263 250H264V248H263V245H264V241H263V243L261 242L262 240H264V236H263V234L262 235H260V237H259V234L258 233H260L259 232V229H260V231H263V229H264V216H263V214H264V212H262L261 210H262V208L264 209V205H262L261 207L262 208H260V206H259V208H257V206L258 205H261L262 203H261V201H262V199H261V196H259L262 192H264V186L262 187L263 188V190H262V188H259V187H261V185L260 184H262L263 183V181H262V183H260L258 186V188H259V190L257 189V191H259V193H255L256 192V190H249L250 191V193H249V191H248V189H249V187H251L252 186V181L255 183V185H257L259 182H260V180L258 181V178L256 177V179H257V184H256V181L253 179V180H251L250 178V182H247L248 180ZM42 180H43V182H42ZM54 180V181H53ZM218 180V181H217ZM32 183H31V182ZM50 181V182H49ZM53 181V182H52ZM59 181V182H58ZM199 181H201V180H199ZM224 181V182H223ZM227 181V182H226ZM39 182H41V183H39ZM52 182V183H51ZM55 182H57V183H55ZM61 182V183H60ZM202 182V181H201ZM51 183V184H50ZM53 183H55L54 185H59V186H54V185H52ZM223 183H225V186L223 187L222 185H223ZM227 183H228V185H227ZM251 184V186H249L250 184ZM36 184V185H35ZM38 184H40V185H38ZM44 184V185H43ZM45 184H47V185H45ZM230 184V185H229ZM209 185V184H208ZM207 185V183H206V186H208ZM232 185V187H230ZM38 186H40V187H38ZM49 186V187H48ZM51 186V187H50ZM216 186H215V188H216ZM247 186H249L248 187V189H247ZM254 186V185H253ZM47 187H48V189H47ZM53 187V188H52ZM54 187H57V188H54ZM62 186H60V188H61ZM220 187V188H219ZM226 187V188H225ZM241 187V186H240ZM52 188V189H51ZM236 188H237V190H236ZM252 188V187H251ZM255 188V187H254ZM257 188V187H256ZM37 189V190H38ZM53 189H55V190H53ZM262 190V192H261V190ZM43 191H45L44 189H42ZM41 190V191H42ZM192 190V189H191ZM227 190H229L228 192H227ZM236 190V191H235ZM42 191V192H43ZM54 191V192H53ZM238 191L241 193L240 195H238L239 193H238ZM246 191V192H245ZM247 191H248V193H247ZM252 191V192H251ZM41 192V194H47L46 192H43L42 193ZM195 192H198L197 190H195L194 192H190L191 194H194ZM217 192H215V195H217L216 193ZM242 192H243V194H242ZM250 194L249 196H252V194L253 193H255L253 196V199H252V197L250 198L247 194ZM198 194H199V192L198 193H196V195L198 196ZM264 193H262L261 195L263 196V199H264V195H263ZM196 195H195V197H196ZM236 197V198H234V196ZM258 195V196H257ZM210 197V196H209ZM209 197H207L208 198V200H211V198H209ZM214 196H212V200H215L216 199V196H215V198H213ZM230 197H231V199H232V201H231V199H230ZM234 199H233V198ZM246 197H248V198H246ZM255 197H256V200H258L259 202H260V204H259V202L258 201H255L254 199H255ZM203 198H206V197H203ZM250 198V199H249ZM228 199H230V200H228ZM236 199V200H235ZM252 199V200H251ZM254 200V201H253ZM207 201V200H206ZM217 204H216V203ZM230 202H233V204L231 203V204H229ZM208 203V202H207ZM258 203V204H257ZM209 204V203H208ZM263 204H264V200H263ZM228 205L229 206H231L232 205V208L231 207H228ZM253 205H255V208L256 209H259L258 211H256L255 210V208H253L254 206ZM257 205V206H256ZM251 206V207H250ZM222 207V208H221ZM246 207V208H245ZM250 208V210H251V208H252V211H249V212H253V214H251V213H248L247 211H246V209L247 208ZM245 208V209H244ZM249 208L247 209V210H249ZM214 209V208H213ZM216 209H214V210H216ZM223 209H222V211H223ZM261 209V210H260ZM245 211H246V213H245ZM264 211V210H263ZM220 213H221V211H220ZM256 213V214H255ZM222 215H223V213H221ZM225 214H224V216H225ZM227 214H226V217H228V219H229V215L227 216ZM246 214V215H248V217L249 218H247V216L246 217H244V215ZM259 214H262L261 215V217L259 218ZM257 215H259L258 217H257ZM250 216L252 217H256V219H258L260 222H258V220H256L255 221V219H251L250 218ZM263 216V217H262ZM241 217H242V219H243V217H244V219H245V221H244V219H243V221H241L242 219H241ZM252 217V218H253ZM237 218V219H238ZM262 218V219H261ZM248 219H249V221H248ZM263 220V221H262ZM206 221V220H205ZM247 221V222H246ZM247 224H246V223ZM251 222L253 223L254 222V224L253 225H255V229H254V231H252V229L254 228V226H253V228L251 229ZM216 223H218L219 225H220V223H219V220L218 221H216ZM256 223V224H255ZM258 223V224H257ZM262 223V224H261ZM217 224V225H218ZM249 224H250V226H249ZM202 225V224H201ZM261 226L259 229L258 228H256V226L258 227V226ZM221 226V225H220ZM225 226V227H224ZM226 226H229V227H226ZM237 227V228H236ZM245 227H247V228H245ZM221 228V227H220ZM223 228H226V229H230L231 230V232H230V230L229 231H227L226 230V233L228 234L229 232V237H228V235L223 231V236H222V230H224ZM243 228V229H242ZM22 229H20V231H21ZM256 230H258V231H256ZM23 231V230H22ZM21 231V232H22ZM240 231V232H239ZM250 232L248 233L249 235H250ZM264 232V231H263ZM25 233H26V231H25ZM165 233V232H164ZM262 233V232H261ZM27 234V233H26ZM166 234V233H165ZM168 235H166V236H169L170 237V233H167ZM256 234V235H255ZM164 235V234H163ZM162 235V236H163ZM224 235H226V236H224ZM245 235H247L246 233H245ZM252 235V234H251ZM215 236H216V238L218 237L219 238V236H222L223 238V241L221 240V239H219V241L221 240L222 242H219V241H217L216 242V240L218 239H216L215 240ZM256 236V237H255ZM188 237H190V235H188ZM187 236H186V239L188 238ZM226 237V238H225ZM252 237V238H251ZM254 237V238H253ZM258 237V238H257ZM221 238V237H220ZM225 238V239H224ZM256 238V241H254V239ZM261 238H263L262 240H260ZM188 241H190V239L188 238L187 239ZM201 240V241H200ZM199 241V243H201V245H203L204 243L202 242V239H200ZM236 240H239V241H236ZM242 242H241V241ZM158 241V240H157ZM205 241V240H204ZM234 241V242H233ZM248 241V243L250 244H248V243H246ZM159 242V241H158ZM230 242V243H231ZM240 242V243H239ZM261 242V243H260ZM203 243V244H202ZM218 243V244H217ZM227 243V241L224 243V244H226ZM236 243H234V244H236ZM259 243H260V245H262V247H260V245H259ZM158 244H160V242L158 243ZM211 244H210V246H211ZM224 244H223V246L221 245L220 247H218V249L221 251V247H222V250H223V248L225 247H232L231 245L232 244H230L229 245V243H228V246H224ZM233 244V245H234ZM30 245V244H29ZM32 245V244H31ZM200 245V244H199ZM214 245V244H213ZM204 246V245H203ZM209 246V247H210ZM251 246H253V247H255V248H252ZM33 247V246H32ZM229 247V248H230ZM248 247H250L251 249H253V251L251 252L250 250L248 251L247 250V252H246V249H248ZM224 248V249H225ZM229 248L227 249V250H229ZM249 248V249H250ZM214 249V248H213ZM231 249H232V254L233 255H235V254H237V255H235V257L237 258V257H239L240 258V253H235V250L236 249H234V248H230V251H227L226 249H225V252L227 251L228 252V254L230 255V256H233V255H231L229 252H231ZM234 249V250H233ZM255 249V250H254ZM258 249V250H257ZM260 249V250H259ZM254 251H256L255 253H253ZM258 251V252H257ZM261 252V254H260V252ZM244 252H246V254L244 253ZM251 254H250V253ZM235 253V254H234ZM227 254V255H228ZM238 254H239V256H238ZM254 254V255H253ZM249 256V259L250 260H248V261H246ZM259 256V257H258ZM234 257V256H233ZM231 258L230 257V259H231V262H233V259L235 258ZM235 258V260H237ZM257 258L261 261V262H258V260H257ZM43 260H46V262H48V260H47V257H45V258H43ZM240 259L238 260V261H241ZM237 261V262H238ZM45 262V263H46ZM49 262H51V264H52V262H53V260H49ZM48 262V263H49ZM236 262V261H235ZM235 262L233 263V264H235ZM236 262V264H238ZM253 263V262H252ZM253 263V264H254ZM255 263V264H256Z\"/></svg>",
	"mask_w": 264,
	"mask_h": 264
}]
</instances>
